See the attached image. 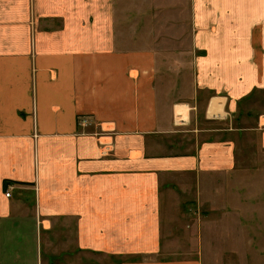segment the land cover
Returning a JSON list of instances; mask_svg holds the SVG:
<instances>
[{"label": "crops", "instance_id": "obj_1", "mask_svg": "<svg viewBox=\"0 0 264 264\" xmlns=\"http://www.w3.org/2000/svg\"><path fill=\"white\" fill-rule=\"evenodd\" d=\"M246 97L264 0H0V264H202L163 258L162 216L179 183L234 182Z\"/></svg>", "mask_w": 264, "mask_h": 264}, {"label": "rangeland", "instance_id": "obj_2", "mask_svg": "<svg viewBox=\"0 0 264 264\" xmlns=\"http://www.w3.org/2000/svg\"><path fill=\"white\" fill-rule=\"evenodd\" d=\"M148 8H143V13H147ZM159 14L166 15V11L159 7ZM184 73L187 72H176L181 77ZM239 108L240 113L233 123L237 128L233 132L235 136L222 132L224 138L237 139L238 176L232 183L233 177L223 174L227 184L222 193H218L220 188L216 189L214 181L207 183V190L201 195L197 191L198 183L176 185L181 197L177 198V205L172 201L162 216L163 258H196L202 264H264V160L259 158L257 149L258 132L249 130L255 124L249 117L252 111H262L264 98H242ZM201 111H204L202 107L196 113L201 128L223 127L220 123L204 120ZM204 134L200 140L214 139L216 133L207 131ZM58 256L53 258L55 264H60ZM60 258L65 259L64 253ZM116 260L96 256L92 264H119ZM85 263L91 264L90 259L82 261Z\"/></svg>", "mask_w": 264, "mask_h": 264}, {"label": "built area", "instance_id": "obj_3", "mask_svg": "<svg viewBox=\"0 0 264 264\" xmlns=\"http://www.w3.org/2000/svg\"><path fill=\"white\" fill-rule=\"evenodd\" d=\"M82 124L83 125L87 124V119H83ZM6 195L9 197L11 195V192L10 191H7L6 192Z\"/></svg>", "mask_w": 264, "mask_h": 264}]
</instances>
